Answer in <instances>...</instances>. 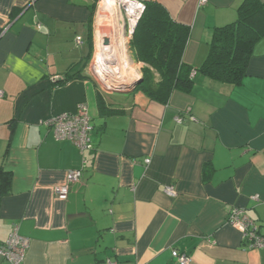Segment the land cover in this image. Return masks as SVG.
Listing matches in <instances>:
<instances>
[{
  "label": "crops",
  "instance_id": "obj_1",
  "mask_svg": "<svg viewBox=\"0 0 264 264\" xmlns=\"http://www.w3.org/2000/svg\"><path fill=\"white\" fill-rule=\"evenodd\" d=\"M140 1L160 4L188 28L182 62L194 67L242 2ZM100 4L0 0V177L9 180L0 195V243L17 226L29 240L23 264H103L107 257L179 264L172 250L188 255V264H264V249L248 248L227 220L243 208L264 233V36L239 84L196 74L190 91L158 101L134 89L145 64L132 50L113 51L116 38L124 41L122 16L109 17ZM101 44L117 60L126 57L129 74L112 84L96 73ZM91 64L105 87H132L105 89ZM81 103L92 125L91 149L83 152L44 123ZM79 168L68 198H56L67 171Z\"/></svg>",
  "mask_w": 264,
  "mask_h": 264
},
{
  "label": "trees",
  "instance_id": "obj_2",
  "mask_svg": "<svg viewBox=\"0 0 264 264\" xmlns=\"http://www.w3.org/2000/svg\"><path fill=\"white\" fill-rule=\"evenodd\" d=\"M188 33V28L174 22L160 4L144 3L130 41L135 60L145 64L134 89L154 100L165 101L174 90L188 92L192 89V70L214 81L239 84L255 43L264 36V2L242 0L236 20L215 29L208 53L196 67L182 62ZM8 183V178L2 175L0 195L3 188H8Z\"/></svg>",
  "mask_w": 264,
  "mask_h": 264
},
{
  "label": "built area",
  "instance_id": "obj_3",
  "mask_svg": "<svg viewBox=\"0 0 264 264\" xmlns=\"http://www.w3.org/2000/svg\"><path fill=\"white\" fill-rule=\"evenodd\" d=\"M101 1L102 0H99V2ZM205 2L206 0H200L199 4L203 5ZM115 4L122 16L121 26L117 36L123 38L124 50H126V53L129 52L128 54H131L130 41L137 22L144 11V3L140 0H115ZM130 6L133 7L130 8ZM131 57L128 61L133 65L135 62ZM195 75L196 71L192 70L190 72V77H195ZM182 120L183 118L181 116L176 117L177 122H181ZM44 123L53 129L57 139L72 142L82 152L91 149L89 134L92 130V125L86 104H79L74 112L55 114L45 120ZM83 162L85 161L83 160ZM145 162H149V160H145ZM81 175L82 170L80 168L68 170L64 182L54 189L56 198L59 200H66L68 198L70 186L78 182ZM165 192L170 196H174L176 193L173 186H168ZM227 220L241 230L243 241L248 248L264 249V233L261 232L257 223L247 216L243 208H233L229 212ZM28 246L29 240L19 235L18 228L15 226L8 238L0 243V256L3 258L5 264H23ZM171 256L179 264H188L191 260L188 255L179 253L176 250L171 251ZM106 264H117V261L112 258H107Z\"/></svg>",
  "mask_w": 264,
  "mask_h": 264
},
{
  "label": "bare ground",
  "instance_id": "obj_4",
  "mask_svg": "<svg viewBox=\"0 0 264 264\" xmlns=\"http://www.w3.org/2000/svg\"><path fill=\"white\" fill-rule=\"evenodd\" d=\"M113 6L117 7L115 4V0H102L101 4H100V9H101L102 13L106 12V14H107L108 9L110 7L112 8ZM132 7L133 6H130V8H132ZM123 44H124L123 41H122V43L120 42V44L119 43L115 44V46L113 47V51H117V49H119V51L121 53H124ZM116 45H118V46H116ZM106 47L107 46L102 45V44L99 46L98 52L96 54L94 65H95V68L97 71L96 73L99 75V78L101 79V81H106L107 83L112 84L113 82H115L117 80V77L120 76L119 73L123 74L125 63H124V65L123 64L119 65L117 61H114L115 55L117 54L115 52H112V51L108 52V50H107L106 53H104V50L102 51V49H106ZM107 54H109V55H107ZM112 68H114V69H112ZM118 70H119V72L116 73ZM107 73H108V75L106 76ZM129 78H130V75H129ZM119 79L121 80V78H119ZM111 81H113V82H111Z\"/></svg>",
  "mask_w": 264,
  "mask_h": 264
},
{
  "label": "rangeland",
  "instance_id": "obj_5",
  "mask_svg": "<svg viewBox=\"0 0 264 264\" xmlns=\"http://www.w3.org/2000/svg\"><path fill=\"white\" fill-rule=\"evenodd\" d=\"M113 11H118V13H119V10H118V8L117 7H115V6H113L112 8H110V9H108V15H109V17H110V13L111 12H113ZM121 15V14H120ZM116 38V37H115ZM114 42V44H117V38L113 41ZM120 54V53H119ZM117 55L118 54H116L115 55V60L114 61H117L118 63H120V64H123L124 65V62H125V58L124 59H122V61H120V56H119V60H117ZM133 71V70H132ZM131 71V72H132ZM138 71H139V73H140V77H141V71H140V69H138ZM90 72H91V74H92V76L94 77V79L98 82V84L99 85H102V87H104L105 89H107V90H112V89H115V88H120L121 90H125V89H129V88H131L132 87V85H128V86H125V87H123V86H120V87H114V88H107V87H105L104 86V84H102L101 82H100V80L98 79V77H97V75L95 74V72H94V70H93V68H92V65H91V69H90ZM125 70H124V72H123V74L122 73H119L120 74V76L121 77H123V76H127V74H129V72L127 73V74H125ZM131 74V73H130ZM108 75V73L106 74V76ZM132 77V75L130 76V78ZM128 78H129V75H128V77H127V80H128ZM122 80V79H121Z\"/></svg>",
  "mask_w": 264,
  "mask_h": 264
},
{
  "label": "water",
  "instance_id": "obj_6",
  "mask_svg": "<svg viewBox=\"0 0 264 264\" xmlns=\"http://www.w3.org/2000/svg\"><path fill=\"white\" fill-rule=\"evenodd\" d=\"M102 40H103L104 44H108V39L107 38H103ZM139 79H137L135 83H137L139 81ZM112 90H114V91H119V90L122 91L120 88H115V89H112Z\"/></svg>",
  "mask_w": 264,
  "mask_h": 264
}]
</instances>
